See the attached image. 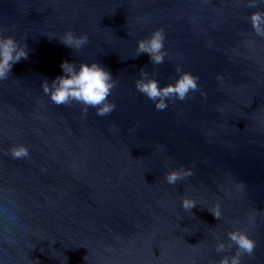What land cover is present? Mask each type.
I'll use <instances>...</instances> for the list:
<instances>
[{"label":"water","instance_id":"obj_1","mask_svg":"<svg viewBox=\"0 0 264 264\" xmlns=\"http://www.w3.org/2000/svg\"><path fill=\"white\" fill-rule=\"evenodd\" d=\"M247 3L0 0V33L29 50L0 81V264H219L236 248L217 252L216 235L236 229L257 242L242 264H264V37L250 22L264 0ZM158 29L168 55L153 65L137 47ZM68 30L88 43L66 47ZM65 60L111 72V114L51 102L42 83ZM178 66L200 91L157 110L140 71L164 87ZM17 145L29 157L5 154ZM181 166L192 175L168 184Z\"/></svg>","mask_w":264,"mask_h":264},{"label":"clouds","instance_id":"obj_2","mask_svg":"<svg viewBox=\"0 0 264 264\" xmlns=\"http://www.w3.org/2000/svg\"><path fill=\"white\" fill-rule=\"evenodd\" d=\"M259 0H248L247 6L257 7ZM252 28L257 36L264 37V12L255 11L250 16ZM60 42L73 50H80L89 41V35L84 33L76 35L72 30L66 31L60 38ZM166 35L163 29L152 32L148 38L138 41L137 56L147 53L150 56L153 65H160L165 62L168 55L165 49ZM29 50L27 44H20L14 36H4L0 33V81L9 78L12 68L22 59H27ZM63 75L57 76L49 82L45 79L42 88L45 94L50 96V100L57 106L69 105L73 102L82 104L84 112L89 108L96 109V115L107 116L111 114L116 104L109 100L112 90L117 86V81L113 78L110 71L106 70L98 62L91 64L84 62L77 65L65 60L61 64ZM176 71L180 73L175 83L161 87L159 81L150 76L148 71L141 69L140 79L136 80L137 90L151 100L157 110L163 111L168 108L169 103L184 101L188 99L190 93L200 91L199 77L184 71L177 67ZM5 154H10L13 159H23L30 155L29 149L24 145L13 146L6 150ZM192 175L191 169L181 166L178 169H170L165 174L166 182L170 185H176L178 182ZM197 202L187 196L182 197V208L191 212L196 207ZM209 211L216 219H220L219 209ZM229 242H225L216 235L217 252L230 251L236 248L234 255H225L219 264H242L244 256L253 257L256 253L257 242L252 239L246 231L236 229L227 233Z\"/></svg>","mask_w":264,"mask_h":264}]
</instances>
